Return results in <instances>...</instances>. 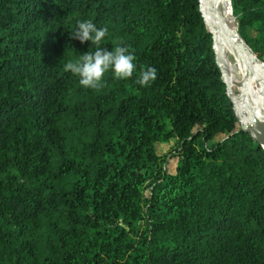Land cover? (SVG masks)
I'll list each match as a JSON object with an SVG mask.
<instances>
[{
  "label": "trees",
  "instance_id": "16d2710c",
  "mask_svg": "<svg viewBox=\"0 0 264 264\" xmlns=\"http://www.w3.org/2000/svg\"><path fill=\"white\" fill-rule=\"evenodd\" d=\"M230 2L264 61V0ZM89 19L157 79L82 87L63 65ZM0 264H264V150L199 0H0Z\"/></svg>",
  "mask_w": 264,
  "mask_h": 264
},
{
  "label": "water",
  "instance_id": "95a60500",
  "mask_svg": "<svg viewBox=\"0 0 264 264\" xmlns=\"http://www.w3.org/2000/svg\"><path fill=\"white\" fill-rule=\"evenodd\" d=\"M225 3L230 0H199V12L212 39V49L221 81L225 85L226 95L241 126L264 150V114L260 113L253 101L251 85L253 79L264 84V61L260 60L250 46L241 38L237 28L227 24ZM228 48L241 68V78L237 92L233 91V79L224 60V51ZM264 94V91L262 90Z\"/></svg>",
  "mask_w": 264,
  "mask_h": 264
},
{
  "label": "clouds",
  "instance_id": "9594fccd",
  "mask_svg": "<svg viewBox=\"0 0 264 264\" xmlns=\"http://www.w3.org/2000/svg\"><path fill=\"white\" fill-rule=\"evenodd\" d=\"M108 32L107 26L97 27L90 19L79 21L75 29L69 33L71 39L82 44L90 41L95 48L93 51L80 54L75 60L64 63V71L77 76L82 87L96 91L105 87V76L108 73L117 81L129 80L138 73L135 83L141 87L150 86L157 79V69L141 66L138 71L134 50L130 46H125L122 41L109 51L103 45Z\"/></svg>",
  "mask_w": 264,
  "mask_h": 264
},
{
  "label": "bare ground",
  "instance_id": "6f19581e",
  "mask_svg": "<svg viewBox=\"0 0 264 264\" xmlns=\"http://www.w3.org/2000/svg\"><path fill=\"white\" fill-rule=\"evenodd\" d=\"M224 10L226 22L227 24H229L228 20H230V18L232 17V7L230 3H225ZM229 13L231 16H229ZM224 60L234 82L233 91L237 90L238 83L241 78L240 65L228 48H226L224 51ZM262 90L264 91V84L260 83L257 79L254 78L251 85V93L254 105L260 113L264 114V94L262 93Z\"/></svg>",
  "mask_w": 264,
  "mask_h": 264
},
{
  "label": "rangeland",
  "instance_id": "374dc122",
  "mask_svg": "<svg viewBox=\"0 0 264 264\" xmlns=\"http://www.w3.org/2000/svg\"><path fill=\"white\" fill-rule=\"evenodd\" d=\"M229 16H231L230 13H229ZM227 20H228V18H227ZM228 22H229L230 26H235L237 28V26H236L237 24H236V22H235V20L233 18V15L230 18V20H228ZM248 35L251 36V37H254V36H256V33L254 32L253 29H249L248 30ZM234 92L236 93L237 90H234ZM220 137L221 136H218L217 138H220ZM169 148H170V145L166 144V143H157L155 145V149H156V152H157L158 155H164L165 153L168 152Z\"/></svg>",
  "mask_w": 264,
  "mask_h": 264
}]
</instances>
